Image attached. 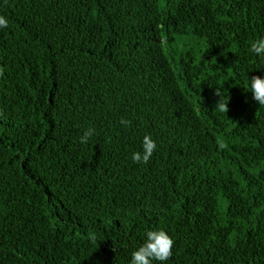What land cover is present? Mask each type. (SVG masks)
<instances>
[{
	"label": "trees",
	"instance_id": "trees-1",
	"mask_svg": "<svg viewBox=\"0 0 264 264\" xmlns=\"http://www.w3.org/2000/svg\"><path fill=\"white\" fill-rule=\"evenodd\" d=\"M0 15V264H129L154 229L168 264H264V107L244 91L264 76L248 52L264 0H0ZM145 135L157 149L133 164Z\"/></svg>",
	"mask_w": 264,
	"mask_h": 264
},
{
	"label": "clouds",
	"instance_id": "clouds-1",
	"mask_svg": "<svg viewBox=\"0 0 264 264\" xmlns=\"http://www.w3.org/2000/svg\"><path fill=\"white\" fill-rule=\"evenodd\" d=\"M8 19L0 15V30L8 28ZM248 52L255 57L264 59V35L253 39L249 43ZM216 89V88H215ZM245 92L251 93V99L255 104L264 107V76L247 77ZM215 94L220 97L219 90ZM216 107L221 112L227 111V103L219 98ZM122 127H129L131 122L121 119ZM96 135V129L89 127L83 131L80 137L81 144H87L88 141ZM157 149L155 140L150 135H145L141 141V147L138 151H133L130 159L133 164L146 165ZM174 240L163 229L146 230L143 236V242L131 253L129 264H168L172 256Z\"/></svg>",
	"mask_w": 264,
	"mask_h": 264
}]
</instances>
